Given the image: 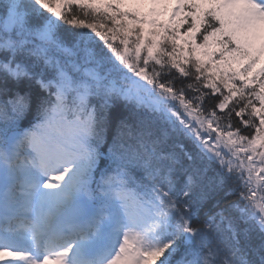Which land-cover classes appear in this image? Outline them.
<instances>
[{
	"label": "snow or ice",
	"instance_id": "1",
	"mask_svg": "<svg viewBox=\"0 0 264 264\" xmlns=\"http://www.w3.org/2000/svg\"><path fill=\"white\" fill-rule=\"evenodd\" d=\"M0 264H264V0H0Z\"/></svg>",
	"mask_w": 264,
	"mask_h": 264
},
{
	"label": "trees",
	"instance_id": "2",
	"mask_svg": "<svg viewBox=\"0 0 264 264\" xmlns=\"http://www.w3.org/2000/svg\"><path fill=\"white\" fill-rule=\"evenodd\" d=\"M86 22L90 23L91 21H90V19H88ZM106 23L109 25V27L111 26V22L110 21H108ZM65 27L67 28L69 26H65ZM70 30L71 31H88L87 29H78V28H72ZM183 30H186V25L181 26V32H183ZM97 40H99V38H97ZM99 43L101 45H103V41H99ZM115 43L119 44V40L117 39L115 41ZM30 117H32V115L28 116V118H30ZM113 133H114V128L108 133V141H109V143L111 142V136H112ZM185 144H186V147L188 149H192L193 145L190 142L185 141ZM223 195H224L223 193H220V194L217 195V197L215 199H220V197H222ZM215 199L208 200V201L203 203V205L199 209V218L200 219H203L205 213H209L210 214L211 212L217 210V209L213 208V204L215 203ZM228 199H234V197H228Z\"/></svg>",
	"mask_w": 264,
	"mask_h": 264
},
{
	"label": "rangeland",
	"instance_id": "3",
	"mask_svg": "<svg viewBox=\"0 0 264 264\" xmlns=\"http://www.w3.org/2000/svg\"><path fill=\"white\" fill-rule=\"evenodd\" d=\"M125 6H128V7H130L131 5L129 4V3H125ZM164 19H166V17H163Z\"/></svg>",
	"mask_w": 264,
	"mask_h": 264
},
{
	"label": "bare ground",
	"instance_id": "4",
	"mask_svg": "<svg viewBox=\"0 0 264 264\" xmlns=\"http://www.w3.org/2000/svg\"><path fill=\"white\" fill-rule=\"evenodd\" d=\"M6 259H11V258H6Z\"/></svg>",
	"mask_w": 264,
	"mask_h": 264
}]
</instances>
